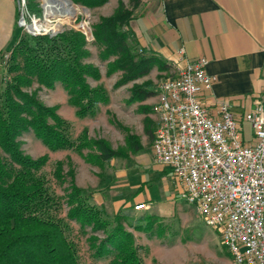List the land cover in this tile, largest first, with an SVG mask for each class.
Returning a JSON list of instances; mask_svg holds the SVG:
<instances>
[{"label": "rangeland", "instance_id": "obj_1", "mask_svg": "<svg viewBox=\"0 0 264 264\" xmlns=\"http://www.w3.org/2000/svg\"><path fill=\"white\" fill-rule=\"evenodd\" d=\"M69 1L76 12L63 11L61 16L45 9L47 0L32 2L37 8H31L27 0L22 1L14 45L0 56V102L7 83L15 75L10 67L15 62H23L21 56L13 60L14 51L21 44L36 45L38 37L54 39L70 31L81 33L90 53L83 63L93 64L101 75L99 80L89 77L87 82L93 89H104L106 101L99 102L94 114L85 117L77 114L78 108L70 104L69 92L60 82L53 88H47L35 81L32 87L24 89L29 94H35L43 105L58 109L57 114L67 123V131L76 145L88 143L81 149L51 151L32 131L19 138L26 155L34 159L47 157L46 165L38 172L52 198L47 214L63 223L67 239L76 248L79 264H113L116 253L99 257L97 248L105 237L104 232H95L91 227H82L67 218L72 208L68 204L72 185L87 192L90 204L102 212L103 219L111 222L112 226L119 222L134 236L142 264H218L217 258L228 257L229 251L221 244L218 232L203 222L197 208L179 198L168 172L155 162L152 149L154 137L145 132L147 117L152 119L154 132L156 130L158 89L165 79L173 75V71L167 65L162 69L155 66L148 76L119 85L123 72L108 75L109 61L102 58L104 46L97 44L93 32L102 17L114 15L120 0H109L101 7H87ZM122 1L132 14L122 30L129 37L128 44L133 54L137 57L152 56L137 46L129 23L141 14L143 4L156 0ZM38 21L40 25H45L39 32L32 30L33 24ZM114 59L111 57L110 62ZM135 86H139V95H134ZM144 91L152 95L143 98ZM134 96L137 100L130 102ZM129 135L139 139L143 146L141 151L133 153L130 150L127 144ZM244 139L252 140L248 125L244 129ZM98 140H104L115 151H122L124 156L101 161L94 145ZM142 203H146L149 209L138 211L136 206ZM146 217L152 230H135L139 220Z\"/></svg>", "mask_w": 264, "mask_h": 264}, {"label": "trees", "instance_id": "obj_2", "mask_svg": "<svg viewBox=\"0 0 264 264\" xmlns=\"http://www.w3.org/2000/svg\"><path fill=\"white\" fill-rule=\"evenodd\" d=\"M31 8L35 0H27ZM87 7H101L109 0H72ZM132 14L120 0L111 17H102L95 26L97 44L104 46L102 58L109 61L108 75L123 72L119 85L137 81L150 74L155 66L162 69L166 64L156 56L137 57L128 44V35L122 30ZM14 51V59L21 56L23 62H15L10 71L15 75L7 83L0 102V264H79L77 252L65 235L63 223L48 215L52 203L45 180L38 172L47 163V157L34 159L24 153L19 138L32 131L51 151L83 148L87 142L76 145L72 141L67 123L57 114L56 107L43 105L35 94L24 89L39 85L53 88L57 82L65 85L70 104L78 108L77 114L85 117L94 114L96 105L106 101L102 88H91L87 78L99 80V69L84 64L89 57L85 37L75 31L60 34L56 38L38 37L36 45L21 44ZM111 57H115L110 62ZM139 95V86H135ZM143 98L151 92L144 91ZM137 100L134 96L130 102ZM146 113V111H143ZM154 123L145 119V132L154 137ZM133 153L142 150L139 139L127 137ZM101 161L123 157L122 151L113 150L104 140L94 142ZM1 153L4 155L2 156ZM83 189L72 185L68 204L72 208L67 218L93 231H103L105 237L97 248L99 257L116 253L113 264H142L135 246L134 236L119 222L102 218V212L90 204V197ZM148 217L141 218L134 229L151 231ZM146 226H143L145 224ZM149 225V226H148Z\"/></svg>", "mask_w": 264, "mask_h": 264}, {"label": "built area", "instance_id": "obj_3", "mask_svg": "<svg viewBox=\"0 0 264 264\" xmlns=\"http://www.w3.org/2000/svg\"><path fill=\"white\" fill-rule=\"evenodd\" d=\"M178 56L173 75L157 93L155 162L170 171L179 198L218 232L230 264H264V102L242 119L225 100H217L212 112L201 100L217 82L207 73L208 60L188 59L184 49ZM136 209L149 207L142 203Z\"/></svg>", "mask_w": 264, "mask_h": 264}, {"label": "crops", "instance_id": "obj_4", "mask_svg": "<svg viewBox=\"0 0 264 264\" xmlns=\"http://www.w3.org/2000/svg\"><path fill=\"white\" fill-rule=\"evenodd\" d=\"M19 2L0 0V56L14 45ZM141 11L129 28L145 53L161 59L173 73L181 49L188 59L208 60L207 73L217 82L201 100L212 112L217 100H225L242 119L264 102V0H156L143 4ZM162 168L179 194L180 186ZM228 255L217 258L218 264H230Z\"/></svg>", "mask_w": 264, "mask_h": 264}, {"label": "bare ground", "instance_id": "obj_5", "mask_svg": "<svg viewBox=\"0 0 264 264\" xmlns=\"http://www.w3.org/2000/svg\"><path fill=\"white\" fill-rule=\"evenodd\" d=\"M45 9L47 11H52L58 14V16H61V12L67 11V12H76L75 7L69 0H47L45 4ZM33 26H36L34 28ZM32 26V30L36 29L35 31L39 32L41 31V28L45 27L44 24L40 25V22H35Z\"/></svg>", "mask_w": 264, "mask_h": 264}]
</instances>
